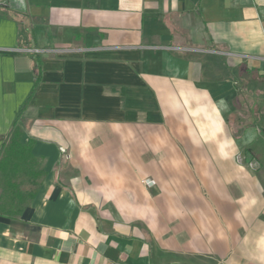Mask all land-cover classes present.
Here are the masks:
<instances>
[{"label":"crops","instance_id":"obj_1","mask_svg":"<svg viewBox=\"0 0 264 264\" xmlns=\"http://www.w3.org/2000/svg\"><path fill=\"white\" fill-rule=\"evenodd\" d=\"M263 96L264 0H0V156L44 172L0 264H264Z\"/></svg>","mask_w":264,"mask_h":264},{"label":"trees","instance_id":"obj_2","mask_svg":"<svg viewBox=\"0 0 264 264\" xmlns=\"http://www.w3.org/2000/svg\"><path fill=\"white\" fill-rule=\"evenodd\" d=\"M30 140L26 145L20 143V132L13 126L8 143L0 156V212L9 207L18 214L35 196L36 189L44 172L31 155ZM23 185L27 189H21Z\"/></svg>","mask_w":264,"mask_h":264},{"label":"rangeland","instance_id":"obj_3","mask_svg":"<svg viewBox=\"0 0 264 264\" xmlns=\"http://www.w3.org/2000/svg\"><path fill=\"white\" fill-rule=\"evenodd\" d=\"M251 105L252 109L250 111L241 109L237 114L238 117L243 116L246 118L250 113L249 124L252 126L245 131L240 143L250 148L258 161V165L262 166L264 172V96L261 101L254 97L251 100Z\"/></svg>","mask_w":264,"mask_h":264},{"label":"built area","instance_id":"obj_4","mask_svg":"<svg viewBox=\"0 0 264 264\" xmlns=\"http://www.w3.org/2000/svg\"><path fill=\"white\" fill-rule=\"evenodd\" d=\"M30 53H40L41 51L39 49L31 48L28 50Z\"/></svg>","mask_w":264,"mask_h":264}]
</instances>
